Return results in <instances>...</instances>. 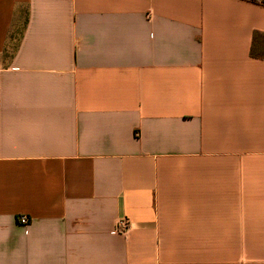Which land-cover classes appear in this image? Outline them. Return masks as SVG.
I'll list each match as a JSON object with an SVG mask.
<instances>
[{"label": "crops", "instance_id": "obj_1", "mask_svg": "<svg viewBox=\"0 0 264 264\" xmlns=\"http://www.w3.org/2000/svg\"><path fill=\"white\" fill-rule=\"evenodd\" d=\"M256 1L0 0V264L264 247Z\"/></svg>", "mask_w": 264, "mask_h": 264}, {"label": "trees", "instance_id": "obj_2", "mask_svg": "<svg viewBox=\"0 0 264 264\" xmlns=\"http://www.w3.org/2000/svg\"><path fill=\"white\" fill-rule=\"evenodd\" d=\"M251 1L257 2L256 0ZM262 3L264 4V1ZM16 48L17 46H15V49ZM251 55L257 59H262L264 57V33H254Z\"/></svg>", "mask_w": 264, "mask_h": 264}, {"label": "rangeland", "instance_id": "obj_3", "mask_svg": "<svg viewBox=\"0 0 264 264\" xmlns=\"http://www.w3.org/2000/svg\"><path fill=\"white\" fill-rule=\"evenodd\" d=\"M247 264H264V247H247Z\"/></svg>", "mask_w": 264, "mask_h": 264}, {"label": "built area", "instance_id": "obj_4", "mask_svg": "<svg viewBox=\"0 0 264 264\" xmlns=\"http://www.w3.org/2000/svg\"><path fill=\"white\" fill-rule=\"evenodd\" d=\"M22 225H27L29 220L26 217H22L20 220ZM132 229V222L129 219H122L118 222L115 228V233L121 236H127Z\"/></svg>", "mask_w": 264, "mask_h": 264}]
</instances>
